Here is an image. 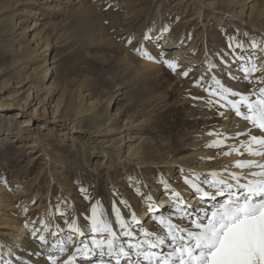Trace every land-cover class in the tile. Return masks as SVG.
Returning <instances> with one entry per match:
<instances>
[{
    "label": "rangeland",
    "instance_id": "1",
    "mask_svg": "<svg viewBox=\"0 0 264 264\" xmlns=\"http://www.w3.org/2000/svg\"><path fill=\"white\" fill-rule=\"evenodd\" d=\"M253 42L260 43L254 50L264 49L260 0H0V256L14 250L8 247L19 234L15 225H37L33 232L48 238L57 221L62 235L74 237L78 232L68 225L90 228L97 204H110L131 220L124 211L136 206L132 182L113 181L137 172L119 157L127 150L121 144L124 125L149 123L145 135L155 157L150 163L171 158L177 148H187L189 155L192 136H209L226 102L209 94V73L195 71L230 59L241 49L236 43ZM138 48L175 59L180 67L173 72ZM49 67H55L50 74ZM224 73L222 81H231ZM195 76L203 77L199 86ZM128 133L127 138L136 135ZM105 139L113 140L108 153L98 143ZM103 159L113 161L111 176L107 165H97ZM150 163L140 187L165 183V171ZM64 195L75 211L59 215ZM169 206L165 202L159 212ZM44 225L45 233L39 227Z\"/></svg>",
    "mask_w": 264,
    "mask_h": 264
},
{
    "label": "snow or ice",
    "instance_id": "2",
    "mask_svg": "<svg viewBox=\"0 0 264 264\" xmlns=\"http://www.w3.org/2000/svg\"><path fill=\"white\" fill-rule=\"evenodd\" d=\"M144 39L151 40L152 37L145 35ZM229 47L232 48L233 45L230 44ZM235 47L255 49L260 47V43L253 42L250 45L236 43ZM137 52L148 59H156L145 49L138 48ZM237 60L243 61L241 71L245 73V79L264 69V63L258 66L251 56L238 55ZM158 62L165 64L173 72L180 67L175 59H161ZM181 75L187 77L189 71H183ZM200 79L202 80L203 77ZM257 80L264 82V78L258 77ZM214 84L220 87V91L213 88L210 95H220L222 99H226L227 94L238 96L239 100H226L227 106L234 110L237 116L249 121L254 128L264 131V87L248 94H242L224 86L220 80L215 78ZM196 85L199 86V80L196 81ZM205 91L209 89L206 88ZM193 99H198V97H193ZM209 103L213 102L209 101ZM210 135L216 134L210 133ZM237 135H244V133ZM224 143L223 139H217L207 144L206 147H222ZM241 148L244 152H241ZM232 153L264 156V136L249 135V139L242 141L239 147L233 145L223 154L231 155ZM233 166L239 169L259 168L260 171L230 172L228 178H224L218 171H213L211 176L214 179L204 181L212 191L205 190L200 184L185 177V182L198 194L201 205L206 199H210L213 203L207 207L201 206L193 212H186L184 207L180 206L184 205L181 194L174 191V198L179 200V204L174 206L184 223H174L168 217L159 216L157 221L162 226V233L142 230L144 239L136 243L128 242L126 247L120 243V237L113 230L111 222L106 219L104 211L93 207L90 231L100 235L107 234L106 241L104 239L97 241L95 238L92 241L96 249H100L99 255L102 258L104 256L113 257L116 264H120L121 258L127 261V264H264V162L236 160ZM224 171H228V166H225ZM242 179L245 182H241ZM218 197L224 199L218 201ZM147 199L150 201L152 198ZM185 207L190 206L185 205ZM154 210L155 205L149 204V211ZM116 217L121 229L129 228L119 209H116ZM132 222H139L135 213L132 214ZM68 227L79 232L81 236L84 235L75 222L69 224ZM45 228L47 229V225ZM33 235L35 236V233ZM57 235L53 233L54 237ZM123 236L134 238L135 233L126 230ZM38 239L44 244L50 243L43 235ZM71 242V236H68L67 241L55 240L51 242V251L55 252L58 248L59 252L63 253L66 251L64 245ZM83 249L91 251L87 243H83ZM96 254L93 251V255ZM84 255L87 258V252ZM48 259L51 264H57L56 256L49 255ZM73 259L74 257H69L64 264H69ZM100 264H105V261L101 259Z\"/></svg>",
    "mask_w": 264,
    "mask_h": 264
},
{
    "label": "bare ground",
    "instance_id": "3",
    "mask_svg": "<svg viewBox=\"0 0 264 264\" xmlns=\"http://www.w3.org/2000/svg\"><path fill=\"white\" fill-rule=\"evenodd\" d=\"M242 1L246 0H238V3H241ZM262 2V5L264 6V0H260ZM246 7V5H245ZM254 8H251V16H250V22L253 24L255 22L256 13L253 12ZM245 17V15H244ZM242 19V18H241ZM192 20V19H191ZM205 26V25H204ZM171 40L170 38L167 39ZM153 42L149 44L148 46L153 45ZM245 45H249L247 43H244ZM165 45V44H164ZM256 51L254 54L253 52ZM243 55L245 57L251 56L253 59L256 60L257 65L259 66L261 63H264V52L261 50H254L251 47H247L246 49H239L235 55L230 57V59H224L222 62L215 63L214 61L207 62L202 68L201 71H195L198 75L204 73V71L208 74L207 79L211 78V83L209 85L210 90L213 88L216 89V91H220V87L218 85L214 84V78L221 81V83L229 88V85H231L233 88L232 90L235 92H239L242 94H248L253 91L258 90L261 87H264V82H258L257 78H264V73L262 71L256 72L251 75L248 79H245V73L241 71V64H243V61H238L237 56ZM254 55V56H253ZM165 60L164 58H162ZM160 58H156V61H160ZM169 60V59H166ZM180 63L187 64L183 60H180ZM153 63H150L148 65V68L153 67ZM225 66H232V68H226ZM55 67H49L47 69L48 74L54 69ZM214 69V70H213ZM264 71V69H261ZM224 71H226L227 75L230 76L231 81H225V83L222 81L220 75L225 74ZM194 72V73H195ZM196 75V74H195ZM181 77V75L179 76ZM235 77V78H234ZM182 78V77H181ZM195 80H199L200 78L198 76L194 77ZM233 78V79H232ZM201 80V79H200ZM208 81V80H207ZM37 96L36 99L39 101L38 105H41L40 96H39V90L36 92ZM49 95V92H47V95L44 97V101ZM221 97V96H220ZM255 97H253L254 99ZM239 100L238 96H231L230 94L226 95V100ZM29 100V99H28ZM42 100V101H43ZM205 101V100H204ZM208 102V101H207ZM52 105V102H50ZM224 107L220 111V119L218 121L217 126H215L212 129V133H215L216 135H209L204 136L202 134H195L190 139V148L192 152L188 155L187 148H177L176 151H174L171 155V158H166L163 162H151L150 159H154L155 157L149 153V146L151 144V141L148 136L145 135V132L147 131V128L149 127V123L146 121H139L135 125H132L131 127H128V124H125L122 129V145L127 146L126 152H119V157L121 160V163L124 161H128L131 165L136 167L137 172H133L132 175L127 173L125 176L118 177L117 175L113 178V181L118 184L123 182L126 183L128 181L129 183L132 182V187L135 189V192L133 194V200L136 201V206L133 207L128 204V208L126 209L127 215H132L135 213V208H141L140 213L136 214L138 223L133 224V226L130 224L132 222V218L129 221H126L129 228L128 229H121L119 227V224L117 222L116 217V209L110 205V204H101V205H95L94 207H97L99 209H102L104 213L106 214V219L111 222L113 230L117 233V235L120 237V243L124 244L125 247L128 242L136 243L139 240H143V231L142 230H148V231H156L158 233H162L163 229L162 226L159 225L157 221V217L164 216L170 218L174 223H184L182 221L176 211V207L174 205L179 204V200L174 198L173 192H179L181 194V199L184 201V205H180L181 207H184V210L186 212H193L194 210L198 209L201 206H210L213 201L210 199H206L203 202V205L199 202V196L193 190L188 183L185 182V177L188 179L193 180L194 182L198 183L203 187L205 190L212 191V189L208 188V185L204 183L205 180L211 181L214 179V177L211 176V173L213 171H218L221 173V175L224 178H228V174L230 172H236L239 173L241 171L248 173L250 171H260L259 168H252V169H239L233 166V162L236 160H255L264 162V156L259 155H248L245 153L244 155H238L236 153H232L231 155H224L223 153L227 152L233 145L239 147L240 143L242 141H246L249 139V135H256V136H264V131H261L259 128H254L249 121H246L242 119L240 116H237L229 106H227V103H224ZM21 107V106H20ZM203 107V106H202ZM208 107V106H207ZM211 107V106H210ZM213 107V106H212ZM55 107H53L54 109ZM200 109V108H199ZM211 109V108H210ZM205 109H203L204 111ZM243 111V108L241 109ZM206 111V110H205ZM46 112V110H45ZM202 113V112H200ZM221 113H223L221 115ZM206 115V113H202ZM132 130L133 132H136L135 137L127 138L129 136V131ZM238 133H244V135H237ZM217 139H223L225 141L224 145L222 147H215V148H209L206 147L207 144L211 143L213 140ZM99 145L105 150L107 149L106 153L109 152V149L113 147V140H100ZM36 144V141L35 143ZM35 146V145H33ZM125 152V153H124ZM241 152H244V149L241 148ZM211 157V159H209ZM106 158V157H105ZM110 162V163H109ZM112 160H109L108 162L103 159L101 163H96L98 166L104 167L107 165L108 167V174L111 176L112 171ZM151 164L153 168L159 169L162 167V169L165 171V183L161 181L157 185H152L151 182H146L147 188L140 187L139 181L141 178L146 179L144 177L145 171L147 170V165ZM225 166H228V171H224ZM146 169V170H145ZM147 172V171H146ZM113 175V174H112ZM251 178V177H249ZM173 181V182H170ZM241 182H245L243 179ZM170 186V187H169ZM2 189L0 188V195H1ZM23 192V191H22ZM22 195V194H21ZM67 197L69 195L66 194ZM65 195L63 196V200L61 203V206L59 210L56 212L59 215H66L67 210L68 211H75L72 205L68 204L69 202L64 199ZM147 197H151L152 201L147 202ZM23 198V197H22ZM12 199H19V195L13 196ZM21 199V198H20ZM224 199L221 197L217 198V200ZM115 200V199H114ZM153 200L155 201V210L150 212L149 211V204H153ZM162 200V204L158 201ZM48 201H45L48 204ZM113 201V196H112ZM132 199L128 201L130 203ZM196 202V203H192ZM13 202V201H12ZM44 202V201H43ZM41 202V203H43ZM165 202L170 206L168 207L166 212H162V205L164 206ZM149 203V204H148ZM14 201V205H15ZM185 205H188L190 207H185ZM45 207V205H43ZM47 206V205H46ZM123 207V206H122ZM91 209V208H90ZM93 209V208H92ZM161 211V212H159ZM55 214V215H56ZM92 216V210L90 211V220ZM126 218V216L124 215ZM148 218V219H147ZM147 219V225L144 228L143 222ZM129 222V223H128ZM8 225V224H7ZM23 224L22 226H17L12 229L13 231L19 233L18 235H15V241L13 245H11L9 250L11 251L14 247V250L9 253V256H0V264H51V261L48 259L49 255H53L57 257V264H64L65 261H68L69 257H74L72 261L69 262V264H100L101 259L105 261V264H116V260L113 257L104 256L103 258L99 255L100 249H96L95 245L92 243L93 239L95 238L97 241L101 240L98 237H101L103 235L96 234L90 231V228H85L81 226L79 229L81 232L84 233L83 236L77 233V236H72L71 234L62 235L63 232L61 229L58 228V223L56 221V226L51 229V234L48 236L49 244L42 243L38 237L41 236L39 233H35V236L33 235V228L37 225H29L28 228H24ZM137 225V226H136ZM5 225L0 224V231L3 230ZM40 227V231H45L48 229L45 228V225L43 227ZM42 229V230H41ZM126 230H131L135 233L134 238H129L126 236H123V232ZM53 233H57V236H53ZM1 235V234H0ZM45 236V234H42ZM105 235V234H104ZM68 236L72 237L71 243H66L64 247L66 248V251L63 253L59 252V249L55 252L51 251V242L55 240H63L67 241ZM88 236L92 237L89 238ZM1 238V237H0ZM2 240V239H1ZM106 241L107 238H104ZM3 242V240H2ZM87 243L89 250L83 249V243ZM80 249V251H77ZM8 250V249H7ZM127 250V248H126ZM93 251H95L97 254L93 255ZM105 251H106V244H105ZM85 252H87V258H85ZM13 253V254H12ZM135 259V257H133ZM120 264H127V261H125L123 258L120 260Z\"/></svg>",
    "mask_w": 264,
    "mask_h": 264
}]
</instances>
